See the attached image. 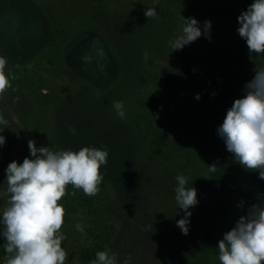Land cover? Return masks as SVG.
Instances as JSON below:
<instances>
[{
	"label": "rangeland",
	"instance_id": "1",
	"mask_svg": "<svg viewBox=\"0 0 264 264\" xmlns=\"http://www.w3.org/2000/svg\"><path fill=\"white\" fill-rule=\"evenodd\" d=\"M252 2L0 0L10 84L0 93V190L8 164L30 157L29 139L37 148L108 152L98 193L69 184L59 201L65 264H90L106 250L117 264L128 255L131 264H220L218 241L251 206L240 207L242 187L257 185L217 134L255 67L264 66L237 31ZM149 7L156 18L145 16ZM188 17L202 35L172 51L169 41ZM114 101L123 102V119ZM178 175L197 190L187 235L176 223L184 216L175 202ZM5 206L0 199V217ZM5 244L0 236V264Z\"/></svg>",
	"mask_w": 264,
	"mask_h": 264
},
{
	"label": "clouds",
	"instance_id": "2",
	"mask_svg": "<svg viewBox=\"0 0 264 264\" xmlns=\"http://www.w3.org/2000/svg\"><path fill=\"white\" fill-rule=\"evenodd\" d=\"M144 14L149 20L156 18V8H146ZM237 21L240 25L237 31L246 41L249 55H264V0H253ZM204 27L210 29L211 21H205ZM201 35L197 19L184 18L182 34L169 44L172 51L180 50ZM6 64V58L0 57V93L10 86ZM254 73L244 86L245 95L235 99L227 110L217 134L233 153L235 162L247 170L258 171L259 178L264 180V66L255 67ZM199 98L196 94V99ZM113 108L123 119V102L114 101ZM5 142V136L0 135V146ZM28 148L31 158L26 156L22 163L13 160L8 164L7 187L0 190V199L6 205L0 217L3 226L0 236L6 241L4 250L8 254L4 264H65L67 253L62 241L66 236L60 232L65 209L59 201L69 184L82 189L87 196H95L103 179L100 167L107 164L108 152L87 146L78 151L37 148L31 139ZM209 170L215 171L216 165L209 166ZM176 181L175 202L184 212L176 223L187 235L189 209L198 203L197 190L186 186L183 175H178ZM71 195L75 196V191ZM75 227L83 230L79 223ZM217 248L220 264H264V202L252 204L223 234ZM131 261L128 255L123 264ZM90 264H117V255L109 250L97 251Z\"/></svg>",
	"mask_w": 264,
	"mask_h": 264
},
{
	"label": "trees",
	"instance_id": "3",
	"mask_svg": "<svg viewBox=\"0 0 264 264\" xmlns=\"http://www.w3.org/2000/svg\"><path fill=\"white\" fill-rule=\"evenodd\" d=\"M252 171V170H251ZM257 180V185L252 188L250 185L242 187L239 195L240 202L243 201L245 205H252L256 203L264 195V180L259 178L258 171H252ZM236 202L238 203V191L236 193Z\"/></svg>",
	"mask_w": 264,
	"mask_h": 264
}]
</instances>
